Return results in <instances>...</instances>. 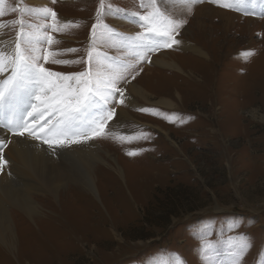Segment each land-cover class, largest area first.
I'll list each match as a JSON object with an SVG mask.
<instances>
[{"label":"rangeland","instance_id":"1","mask_svg":"<svg viewBox=\"0 0 264 264\" xmlns=\"http://www.w3.org/2000/svg\"><path fill=\"white\" fill-rule=\"evenodd\" d=\"M158 2L161 10L174 17L179 11L178 17L186 20L176 39L196 45L202 53L175 45L153 56L150 64L146 60L136 63L119 46L123 38L116 27L132 36L142 31L129 14L145 10L139 0H105L106 8L110 4L121 11L104 15L103 23L109 28L96 39L91 62L93 73L121 62L135 64L118 87L127 96L126 86L135 81L153 94L150 100L135 96L137 105L117 102L116 114L104 125V133L93 137L111 151V159L119 161L127 179L101 172L98 196L84 191L81 197L77 192L74 201L63 192L59 199L38 197L42 209L37 225L22 213L17 216L22 221L20 229L15 217V247L2 246L1 264H164L168 253H178L184 264H234L226 239L234 234L230 231L233 226L252 244L240 264H264V23L255 21L264 19L261 0H247L243 10L206 0L190 13L170 0ZM99 4L100 0H5L3 20L20 18L19 12L10 11L13 6L43 5L52 8L60 21H78V27L50 33L59 41L52 49L79 50L58 58L74 60L85 57L91 47L90 32ZM206 6L209 9H203ZM215 9L251 20L220 15ZM213 17L220 22L217 32L208 25ZM24 19L36 26L50 23L38 14ZM15 36V30L4 29L0 39ZM162 52H170L168 58L186 72L154 65ZM44 66L76 73L87 64ZM164 96L177 102L176 110L157 106L155 102ZM120 108L129 110L136 121L119 117L115 122ZM139 108L155 109L159 114ZM138 132L149 138H135ZM119 136L132 138V142ZM129 151L139 154L130 156ZM106 176H111L108 188L104 186ZM205 234L209 241L219 242L217 251L207 256L197 238Z\"/></svg>","mask_w":264,"mask_h":264},{"label":"snow or ice","instance_id":"2","mask_svg":"<svg viewBox=\"0 0 264 264\" xmlns=\"http://www.w3.org/2000/svg\"><path fill=\"white\" fill-rule=\"evenodd\" d=\"M170 2L181 5L190 13L195 5L204 0H170ZM209 2L225 8L243 10L241 6L247 0H230V2L209 0ZM4 4L5 0H0V36L3 35L4 29L15 30L16 36L12 40L0 39V129L12 136L27 135L48 145L53 151L55 147H70L102 135L104 125L116 114L115 104L117 102L124 104L128 99L118 84L125 78L124 73L135 66L133 63L121 62L115 66L109 65L103 72L93 73L91 70L95 41L103 37L105 29L109 28L103 23V17L105 14L115 15L121 10L114 9L110 4L106 8L105 0H100L96 23L92 25L90 32L91 47L85 57L70 60L58 57L65 52L79 50L52 49L51 46L59 41L50 33L65 31L69 26L78 27V21H60L57 19V13L49 7L13 6L10 11L19 12L20 18L5 22L3 17L6 13L2 7ZM139 6L145 10L143 14L135 12L129 15L136 18L133 22L137 23L142 31L124 37L119 45L127 49L136 63L144 60L150 62L149 53L179 45L180 41L176 36L186 23L182 17H174L161 10L158 0H139ZM33 14H38L50 23L39 26L29 24L24 16ZM244 14L249 13L245 11ZM112 32L115 33V30ZM100 56L101 53L97 51L95 58L99 60ZM81 62H86L87 67L84 71L76 73L55 72L44 66L47 63L71 66ZM137 110L153 115L159 114L155 109ZM165 118L167 119V116ZM134 136L149 138L143 132H138ZM118 138L132 142V138L125 136ZM8 142L0 139V171H3V167L8 163L3 157V149L7 147ZM139 151H129L127 154L134 156L138 155ZM230 231L234 234L226 237L228 247L234 257V264H240L252 244L248 236L238 232L235 226ZM197 238L202 242L201 250L206 256L217 251L218 241H209L207 234L198 235ZM167 256L164 264H184L178 253H168Z\"/></svg>","mask_w":264,"mask_h":264},{"label":"bare ground","instance_id":"3","mask_svg":"<svg viewBox=\"0 0 264 264\" xmlns=\"http://www.w3.org/2000/svg\"><path fill=\"white\" fill-rule=\"evenodd\" d=\"M29 1L31 3H48V0ZM64 5L61 4L60 6L64 7ZM203 9H209V6ZM174 10L176 11L177 7H174ZM214 11H217L220 15L230 14L235 18L242 19V21L245 19L251 20V18H245L222 9H215ZM182 13L185 15V10H182ZM175 14L178 17L180 13L176 11ZM61 16L67 19L65 15ZM216 20L217 23L215 22ZM255 21L264 23V19H255ZM219 24V20L214 17L208 23L210 27L216 29V32L219 29ZM179 45L185 50L202 53L201 49L189 42L181 41ZM169 53L162 52L158 57H155L153 60L154 65L177 73H185L186 71L178 62L168 58ZM204 57L208 59L207 56ZM126 91H128L126 96L128 100L126 102L130 101L129 104L133 105H137L135 96L139 98L143 96L146 100H150L149 97L153 95L142 86L137 85L135 81L128 83ZM177 94L178 96L180 95L179 92ZM155 103L157 106L162 105L173 110H176L178 105L174 99L166 96ZM117 114L115 122L119 121V117L136 121L129 110L120 108ZM137 123L140 122L138 121ZM145 125L149 124L145 123ZM154 127L162 131L159 126ZM162 132L168 135L166 131L163 130ZM0 139L9 141L7 147L3 149V157L8 163L3 167V171H0V254L2 253V246L15 247L14 228L17 224H15V217H21L22 213L24 215L27 214L29 219L37 225L36 217L42 209L37 200L38 197H44L45 200L52 199V197L59 199V194L63 192L74 201L76 193L78 192L80 196L84 191H89L91 194L98 196L101 191L99 182L103 180L100 177L101 172L108 171L126 178L125 171L119 161L116 158L111 159L113 154L109 149L104 148L102 141L100 142L98 139L94 140L91 138L81 144H73L64 148L54 146L56 148L55 151L50 149L48 145L27 135L24 137L12 136L11 134H6L3 129H0ZM110 177L106 176L104 179V181L106 180L105 188L110 186ZM84 198L82 197V199ZM75 204L76 202L72 205L75 206ZM79 208L80 203L76 209ZM51 209L50 211H52ZM17 220L21 229L22 221L20 218H17Z\"/></svg>","mask_w":264,"mask_h":264}]
</instances>
